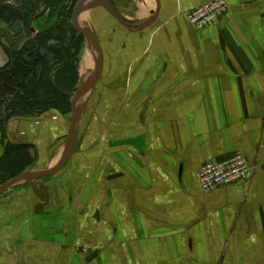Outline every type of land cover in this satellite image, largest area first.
Here are the masks:
<instances>
[{
	"label": "crops",
	"instance_id": "1",
	"mask_svg": "<svg viewBox=\"0 0 264 264\" xmlns=\"http://www.w3.org/2000/svg\"><path fill=\"white\" fill-rule=\"evenodd\" d=\"M208 1L109 0L126 26L103 7L81 15L101 74L65 165L0 195V264H264V0H224L197 33L185 16ZM94 68L88 45L80 80ZM70 117L7 122V142L31 147L28 171L60 163ZM237 153L248 179L202 192L197 168Z\"/></svg>",
	"mask_w": 264,
	"mask_h": 264
},
{
	"label": "trees",
	"instance_id": "2",
	"mask_svg": "<svg viewBox=\"0 0 264 264\" xmlns=\"http://www.w3.org/2000/svg\"><path fill=\"white\" fill-rule=\"evenodd\" d=\"M80 1L0 0V23L6 30L18 23L32 32L30 25L37 19H54L49 28L34 35V49L26 51L19 46L21 31L14 38L7 35L8 43H0L7 58L0 68V185L28 171L34 162L29 145L7 142V122L50 110L71 114L84 49V38L72 24L73 9Z\"/></svg>",
	"mask_w": 264,
	"mask_h": 264
},
{
	"label": "built area",
	"instance_id": "3",
	"mask_svg": "<svg viewBox=\"0 0 264 264\" xmlns=\"http://www.w3.org/2000/svg\"><path fill=\"white\" fill-rule=\"evenodd\" d=\"M227 13L224 0H210L189 11L187 24L197 33L214 26ZM251 170L248 158L240 153L223 161H206L196 172V180L202 192L227 189L241 181H246Z\"/></svg>",
	"mask_w": 264,
	"mask_h": 264
},
{
	"label": "water",
	"instance_id": "4",
	"mask_svg": "<svg viewBox=\"0 0 264 264\" xmlns=\"http://www.w3.org/2000/svg\"><path fill=\"white\" fill-rule=\"evenodd\" d=\"M96 7L105 8L111 14V16L115 18V20L118 23H120L123 26H126L125 21L110 6L109 0H81L80 2H78V4L73 10L72 24L75 30L78 32V34H80L84 38L87 44L90 45L95 51V68H94V72L91 78L85 84L78 86L77 91L71 101L70 124H69L67 140H66V145H65V150H64L62 160L55 168H53L50 171L43 172V173L24 172L10 179L6 183L0 185V195L5 193L7 190L11 189L12 187H14L15 185L19 183L35 181L38 179H44V178L50 177L53 174H55L59 169H61L67 162L69 155H70V150H71L72 142H73L74 135H75V127H76V123L78 119L77 103L96 84V82L98 81L100 77L101 69H102V51H101V46L99 44L97 37L91 30L87 28H83L81 24L79 23V17L82 14ZM31 31L33 32V29Z\"/></svg>",
	"mask_w": 264,
	"mask_h": 264
},
{
	"label": "rangeland",
	"instance_id": "5",
	"mask_svg": "<svg viewBox=\"0 0 264 264\" xmlns=\"http://www.w3.org/2000/svg\"><path fill=\"white\" fill-rule=\"evenodd\" d=\"M78 4V3H77ZM76 4V5H77ZM76 5H75V7H76ZM74 7V8H75ZM74 10V9H73ZM83 15V14H82ZM53 22H54V19H53ZM53 22H50L49 20H48V18L46 17V16H44V17H42V19H40L39 21H37L36 23H32V25H30V28L31 29H33V32H30V31H28V30H26V29H23V27H22V25H20V24H15V25H17L14 29H12V30H5V29H7V26L4 24V23H0V43L2 42V43H8L7 42V35H9V36H11V37H15V34H19L20 33V31H21V33H22V38H23V41L21 42V41H19V42H21L20 43V45L19 46H21V47H23L21 44H26L27 45V47H25V48H23L24 50H28L29 48L30 49H34L35 48V43H34V40H33V37H34V35L36 34V33H39V32H42V31H45L47 28H49L51 25H52V23ZM79 23L81 24V26L83 27V28H87V26H86V24H84L83 23V17H79ZM23 29V30H22ZM88 29V28H87ZM3 30H5V33H2L3 32ZM41 30V31H40ZM1 46V45H0ZM87 47H88V44H87V42L84 40V49H83V51L85 52L86 50H87ZM83 55V54H82ZM92 76V75H91ZM90 79V78H89ZM89 79H86V80H84V78L83 79H81L80 80V83L78 84V86H81V85H83V84H85ZM78 86H77V88H78ZM77 91V90H76ZM76 93V92H75ZM75 93H74V95H75ZM74 95H73V97H74ZM73 99V98H72ZM33 165V164H32ZM26 172H29V173H33L31 170H29V171H26Z\"/></svg>",
	"mask_w": 264,
	"mask_h": 264
},
{
	"label": "bare ground",
	"instance_id": "6",
	"mask_svg": "<svg viewBox=\"0 0 264 264\" xmlns=\"http://www.w3.org/2000/svg\"><path fill=\"white\" fill-rule=\"evenodd\" d=\"M90 46V45H89ZM92 48V47H91ZM92 51L94 52L93 48H92Z\"/></svg>",
	"mask_w": 264,
	"mask_h": 264
}]
</instances>
